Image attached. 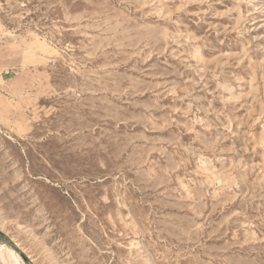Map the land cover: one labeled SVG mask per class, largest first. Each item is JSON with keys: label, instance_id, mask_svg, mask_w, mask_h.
<instances>
[{"label": "rangeland", "instance_id": "374dc122", "mask_svg": "<svg viewBox=\"0 0 264 264\" xmlns=\"http://www.w3.org/2000/svg\"><path fill=\"white\" fill-rule=\"evenodd\" d=\"M0 264H264V0H0Z\"/></svg>", "mask_w": 264, "mask_h": 264}, {"label": "trees", "instance_id": "16d2710c", "mask_svg": "<svg viewBox=\"0 0 264 264\" xmlns=\"http://www.w3.org/2000/svg\"><path fill=\"white\" fill-rule=\"evenodd\" d=\"M0 237H1V234H0Z\"/></svg>", "mask_w": 264, "mask_h": 264}]
</instances>
